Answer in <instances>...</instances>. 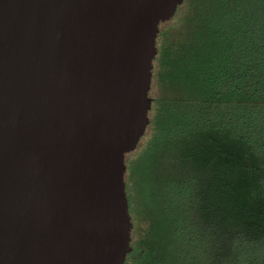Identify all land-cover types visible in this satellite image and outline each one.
<instances>
[{"label": "water", "instance_id": "95a60500", "mask_svg": "<svg viewBox=\"0 0 264 264\" xmlns=\"http://www.w3.org/2000/svg\"><path fill=\"white\" fill-rule=\"evenodd\" d=\"M185 0H0V264H126V158Z\"/></svg>", "mask_w": 264, "mask_h": 264}, {"label": "trees", "instance_id": "16d2710c", "mask_svg": "<svg viewBox=\"0 0 264 264\" xmlns=\"http://www.w3.org/2000/svg\"><path fill=\"white\" fill-rule=\"evenodd\" d=\"M157 48L126 264H264V0H185Z\"/></svg>", "mask_w": 264, "mask_h": 264}]
</instances>
